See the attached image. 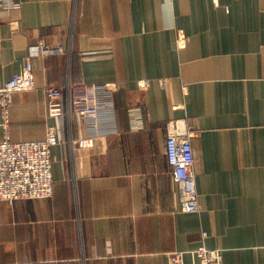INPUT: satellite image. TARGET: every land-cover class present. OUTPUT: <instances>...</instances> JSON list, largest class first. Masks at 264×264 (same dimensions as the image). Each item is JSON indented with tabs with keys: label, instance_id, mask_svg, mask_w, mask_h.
<instances>
[{
	"label": "crops",
	"instance_id": "obj_1",
	"mask_svg": "<svg viewBox=\"0 0 264 264\" xmlns=\"http://www.w3.org/2000/svg\"><path fill=\"white\" fill-rule=\"evenodd\" d=\"M14 1L0 6V87L30 47L63 52L32 59L36 88L13 96L11 139L54 126L60 143L52 198L0 201V264H169L179 252L189 264L202 246L264 264V0ZM69 82L113 83L115 131L91 149L70 143L85 136L79 119L48 116L45 87ZM171 120L195 133L198 214L180 209Z\"/></svg>",
	"mask_w": 264,
	"mask_h": 264
},
{
	"label": "built area",
	"instance_id": "obj_2",
	"mask_svg": "<svg viewBox=\"0 0 264 264\" xmlns=\"http://www.w3.org/2000/svg\"><path fill=\"white\" fill-rule=\"evenodd\" d=\"M219 5V0H213ZM4 12L20 9L21 4L14 0H0ZM184 30L177 32V45L184 46ZM63 47L53 48L40 42L29 48L28 61L24 69L0 87L1 126L4 139L0 142V201L12 204L18 200H38L53 197V150L60 143L58 129L49 126L43 140L13 142L11 139V105L17 93L29 92L36 88L32 59L51 54H60ZM165 87V81H160ZM148 81L141 82L146 89ZM113 87L109 84L93 83L63 87L46 86L48 116L66 118L71 126L74 116L85 122L86 134L76 143L80 149H91L99 138L114 132L115 108ZM134 128H142V115L139 109L130 110ZM195 133L183 120H171L167 124L166 156L172 169V178L179 191L180 209L186 214L201 212L195 181V156L192 140ZM207 234L203 233V238ZM189 264H226L220 249L202 246L191 252ZM169 264H187L183 253L170 256Z\"/></svg>",
	"mask_w": 264,
	"mask_h": 264
},
{
	"label": "rangeland",
	"instance_id": "obj_3",
	"mask_svg": "<svg viewBox=\"0 0 264 264\" xmlns=\"http://www.w3.org/2000/svg\"><path fill=\"white\" fill-rule=\"evenodd\" d=\"M1 10H2V8H1ZM11 10H14V9H11ZM3 11V10H2ZM8 11H10V10H8ZM102 84H106V83H102ZM107 84H109L110 86H112L113 85V83H107ZM113 87V86H112ZM74 117H76V116H74ZM78 117V116H77ZM76 117V118H77ZM78 119V118H77ZM65 120H66V123H67V119L65 118ZM83 124H84V127H85V134H86V124H85V122H83V121H81ZM193 131V130H192ZM166 133H167V126H166ZM59 137V136H58ZM78 141V140H77ZM74 144V143H73ZM54 178V177H53ZM173 179V178H172ZM174 182V181H173ZM52 198V197H51ZM49 199V198H48ZM8 203V202H7ZM14 203V202H13ZM12 203V204H13ZM8 204H10V203H8Z\"/></svg>",
	"mask_w": 264,
	"mask_h": 264
}]
</instances>
